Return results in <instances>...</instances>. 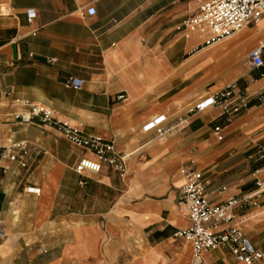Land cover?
<instances>
[{"label": "crops", "instance_id": "crops-1", "mask_svg": "<svg viewBox=\"0 0 264 264\" xmlns=\"http://www.w3.org/2000/svg\"><path fill=\"white\" fill-rule=\"evenodd\" d=\"M196 5L0 0V145L6 135L30 145L24 167L10 163L0 173V264H191L190 243L173 236L188 225L181 165L195 162L212 202L253 187L263 163L256 149L264 145V99L254 94L264 91V64L249 68L245 59L264 32L249 24L205 45L204 35L182 25ZM71 78L78 88L66 84ZM231 82L247 95L240 112L186 113ZM15 99L40 102L79 122L84 134L111 141L115 152L128 153L121 170L74 172L78 157L92 152L37 118L14 122L23 108ZM161 113L164 125L178 116L185 124L161 139L141 129ZM243 231L264 250L262 213ZM199 264L241 263L215 248Z\"/></svg>", "mask_w": 264, "mask_h": 264}, {"label": "built area", "instance_id": "built-area-1", "mask_svg": "<svg viewBox=\"0 0 264 264\" xmlns=\"http://www.w3.org/2000/svg\"><path fill=\"white\" fill-rule=\"evenodd\" d=\"M196 4L195 12L184 18L182 25L187 31L204 35L205 45L231 36L264 17V0H196ZM85 13L92 14L93 7H86ZM32 17V10L27 9V20L30 21ZM263 55L264 35L247 51L246 65L249 68L263 66ZM66 84L73 88L79 87V81L72 78ZM254 95L259 101L264 99V91ZM123 98L122 93L115 95L117 100ZM247 101L245 92L231 82L196 99L187 107L186 113L218 108L221 113L232 116L245 108ZM14 103L23 107L12 114L14 122L27 123L37 118L42 124L60 132L70 143L92 152L93 157L80 156L73 164V170L77 174L97 173L102 166L113 171L121 170L128 153L115 152L111 141L84 134L79 122L58 117L51 108L40 102L15 99ZM165 121L164 114H156L141 129L152 131L155 138L161 139L174 129L182 128L186 116H178L174 122L164 125ZM211 131L216 140L221 139L219 126H213ZM29 146L25 140H14L6 135L0 145V160L5 162L0 164V173L5 172L10 163L24 167ZM256 157L263 160V163L254 170L253 187L216 202L207 198L205 182L195 162L189 159L181 165L183 183L180 194L188 225L176 229L173 236L190 243L191 264H199L201 255L215 248L226 249L241 264H264V250L252 244L243 231V227L250 224L259 213L264 215V145L258 146ZM235 209H240V212H235ZM4 236L5 232L0 226V238Z\"/></svg>", "mask_w": 264, "mask_h": 264}, {"label": "bare ground", "instance_id": "bare-ground-1", "mask_svg": "<svg viewBox=\"0 0 264 264\" xmlns=\"http://www.w3.org/2000/svg\"><path fill=\"white\" fill-rule=\"evenodd\" d=\"M262 23H264V17L256 22V28Z\"/></svg>", "mask_w": 264, "mask_h": 264}, {"label": "rangeland", "instance_id": "rangeland-1", "mask_svg": "<svg viewBox=\"0 0 264 264\" xmlns=\"http://www.w3.org/2000/svg\"><path fill=\"white\" fill-rule=\"evenodd\" d=\"M257 29H259L261 32H264V24L262 23ZM244 30V29H243ZM242 31V30H241ZM251 35V34H250Z\"/></svg>", "mask_w": 264, "mask_h": 264}]
</instances>
